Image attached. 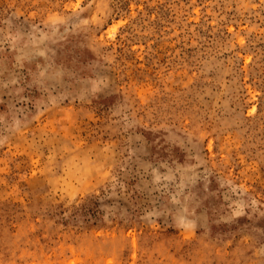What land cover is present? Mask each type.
I'll return each instance as SVG.
<instances>
[{
	"label": "rangeland",
	"instance_id": "374dc122",
	"mask_svg": "<svg viewBox=\"0 0 264 264\" xmlns=\"http://www.w3.org/2000/svg\"><path fill=\"white\" fill-rule=\"evenodd\" d=\"M0 264H264V0H0Z\"/></svg>",
	"mask_w": 264,
	"mask_h": 264
}]
</instances>
